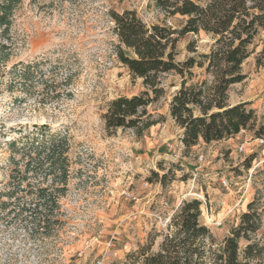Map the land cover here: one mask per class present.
Here are the masks:
<instances>
[{"label": "rangeland", "instance_id": "rangeland-1", "mask_svg": "<svg viewBox=\"0 0 264 264\" xmlns=\"http://www.w3.org/2000/svg\"><path fill=\"white\" fill-rule=\"evenodd\" d=\"M155 2L22 0L15 10L10 32L0 37L6 46L0 55V264H143V253H158L174 232V218L186 202L179 203L181 196L191 188L195 196L186 199L202 202L200 223L214 238L205 264L228 263L218 256L255 201L262 221L250 240L239 241L235 264H264V144L258 141L264 140V31L242 65L247 78L228 92L231 106L249 103L255 111L247 130L221 142L200 140L189 149L183 144L182 160L174 163L168 145L183 137L170 115L182 81L175 74L164 76L165 95L149 108L159 124L141 137L106 128L110 102L144 89L118 59L111 13L135 11L147 27L185 22L165 16ZM213 44L204 32L188 34L176 45V61L209 54ZM192 72L188 85L205 78L197 67ZM43 125L51 135L67 134L71 145L68 187L60 199L65 225L52 238L32 237L14 218L53 177L46 183L39 171H28V158L10 143L22 148ZM156 174L166 175L164 185ZM224 177L229 188L221 184ZM8 191L14 192L11 215L2 207L11 199L4 196ZM219 221L222 226L215 225Z\"/></svg>", "mask_w": 264, "mask_h": 264}, {"label": "trees", "instance_id": "trees-1", "mask_svg": "<svg viewBox=\"0 0 264 264\" xmlns=\"http://www.w3.org/2000/svg\"><path fill=\"white\" fill-rule=\"evenodd\" d=\"M22 0H0V37L6 36L13 24L15 10ZM155 7L165 16L185 18L178 28L167 25L147 27L135 11L122 14L112 12L114 32L119 39L117 56L131 77L142 80L143 91L132 97H120L108 105L103 116L108 130H130L138 137L160 123L149 112L165 95L163 78L168 74L179 76L181 87L170 103V115L183 131L182 143L186 148L230 139L255 124V111L249 103L231 106L228 92L232 85L247 78L242 65L250 58L255 40L264 31V0H156ZM204 32L214 44L209 54L176 61V45L188 34ZM6 46H0V55ZM194 52V51H191ZM204 71L205 78L188 85L193 79L194 68ZM38 134L22 148L17 141L10 147L22 151L28 158L26 168L39 171L50 184L39 188L34 203L23 204L14 218L30 231L32 237L59 236L65 222L61 219V197L66 195L69 182L71 145L67 134L51 135L48 125L38 127ZM15 159L12 158V162ZM164 185L166 175L156 174ZM18 187L14 191L19 190ZM4 196L11 198L2 203L8 214H13L14 192ZM249 205L238 229L225 241L220 260L235 264L239 241L250 240L262 221V214ZM202 202L183 203L174 218L175 230L165 237L156 254L143 253V264H205L211 252L214 238L210 230L200 223ZM258 222V226L256 223ZM249 245L246 251H249ZM146 255V256H145Z\"/></svg>", "mask_w": 264, "mask_h": 264}, {"label": "built area", "instance_id": "built-area-1", "mask_svg": "<svg viewBox=\"0 0 264 264\" xmlns=\"http://www.w3.org/2000/svg\"><path fill=\"white\" fill-rule=\"evenodd\" d=\"M166 25L168 26V27H173V23L171 22V20H168V21H166ZM261 144H264V140L263 139H260V140H258ZM168 151L170 152V155H171V159H172V161L174 162V163H180L181 162V160H182V151H183V143H182V141H180V142H178V141H175V142H173V143H171V144H169L168 145ZM239 151L240 152H244V147H240L239 148ZM198 161L199 162H204V160H203V158L202 157H200L199 159H198ZM195 181V180H194ZM183 183V182H182ZM221 184H222V186L224 187V188H229V186H230V180L229 179H227V178H222L221 179ZM193 189L191 188V190H189V192L188 193H186L185 195H182L181 196V200H180V204H182V202H184L185 200L187 201V199H186V197H190L191 195L192 196H195V195H193ZM127 196H128V198H130L131 200H137V197H135V196H133V194L132 193H128L127 194ZM166 206H169V203L167 202L166 203ZM168 222H169V220H167L166 221V225L168 224ZM216 224V226H222V224H223V222H221V221H219V222H215ZM95 264H102L101 262H97V263H95Z\"/></svg>", "mask_w": 264, "mask_h": 264}, {"label": "crops", "instance_id": "crops-1", "mask_svg": "<svg viewBox=\"0 0 264 264\" xmlns=\"http://www.w3.org/2000/svg\"><path fill=\"white\" fill-rule=\"evenodd\" d=\"M201 143H203L204 144V142L202 141Z\"/></svg>", "mask_w": 264, "mask_h": 264}]
</instances>
